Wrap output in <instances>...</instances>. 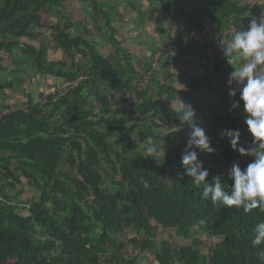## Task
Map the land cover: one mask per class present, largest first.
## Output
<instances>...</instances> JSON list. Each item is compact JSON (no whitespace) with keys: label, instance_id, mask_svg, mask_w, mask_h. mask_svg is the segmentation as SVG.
Wrapping results in <instances>:
<instances>
[{"label":"trees","instance_id":"1","mask_svg":"<svg viewBox=\"0 0 264 264\" xmlns=\"http://www.w3.org/2000/svg\"><path fill=\"white\" fill-rule=\"evenodd\" d=\"M69 2L88 4L91 13L105 21L108 41L116 43L119 32L100 0H0V52L17 51L32 62L37 74L61 79L59 84L86 77L77 86L48 96L44 103L29 96L14 107L2 105L0 99V110H10L0 117V264H135L136 257L124 254L128 245L136 254H152L158 264H264L259 254L264 245L252 244L253 228L264 221V213L258 209L245 213L242 208L202 200V186L183 173L186 141L175 140L187 127L176 111L181 100L193 106L201 127L213 123L217 141L206 135L215 151L198 153V159L209 171L207 180L220 175L227 191L233 181L229 171H221L235 161L243 169L251 159L234 151L227 139H221V132L238 129L242 133L245 116L230 111L233 98L227 102L224 96H219L218 107L223 112L207 113L188 100L187 90L167 82L174 77L183 80L171 71L161 79H151L163 59L168 67L190 66L182 58L194 50L195 35H202L204 25L211 24L212 33L200 47H213L218 56L214 68L204 70L213 85L229 86L225 75L232 67L218 41L241 28L247 30L252 18L259 19L264 5L253 7L237 0H159L161 11L176 7L188 18L185 35L169 40L170 48L161 51L153 68L155 53L145 65L140 61L143 56L135 58L130 52L119 59L121 44L116 43L114 55L107 57L81 23L70 21L48 27L53 50L70 64L61 58L48 60V47L38 41L36 33L46 27L41 16ZM77 56L86 61V71ZM25 82L22 76L0 80V94L20 91ZM211 91L210 87L205 95L211 96ZM124 102L129 107H122ZM240 107L244 110L242 102ZM161 130L166 133L162 135ZM114 136L119 144L113 142ZM149 138L167 143L164 156L148 157L140 151L138 144L148 143ZM110 165L116 167L113 172ZM23 184L37 191L38 197L27 204L13 203L9 191ZM160 231H173L175 238L190 244L157 245ZM194 235L217 239L208 257L199 253L200 240Z\"/></svg>","mask_w":264,"mask_h":264},{"label":"rangeland","instance_id":"2","mask_svg":"<svg viewBox=\"0 0 264 264\" xmlns=\"http://www.w3.org/2000/svg\"><path fill=\"white\" fill-rule=\"evenodd\" d=\"M105 5L103 6V11H106L110 14V18L112 20V27L113 29H116L119 33L116 35V43H119L120 47V53L116 54L117 57L120 59L121 55L125 52H130L132 56L135 58H139L138 55L143 56V58H140V61L143 65L145 63L151 62V55L152 53H157L161 51H164L168 48H170L171 44L169 43V40L172 39L173 35L170 34V36L166 35V31L168 28H174L176 29L174 35L176 36H184L185 30L187 29V26L184 25L183 28H181V22L179 18H174L173 20L168 21V18L171 16L168 14H165L166 16L163 17L161 20H159V17H161V14L164 12H161L160 6L159 8H155L153 4L160 3L159 0H100ZM241 3H248L250 6L257 7L259 5H264V0H237ZM164 3H171V0H164ZM160 5V4H159ZM176 11V7H169L168 11ZM114 11V14H113ZM138 11H157L153 15H149L147 17H143V19H140V15ZM264 14V11H262ZM261 12V13H262ZM164 16V15H163ZM42 23L46 26L44 29L37 30L38 35V41H41L44 45L48 47L47 54H48V60H56L61 58L64 62H66L68 65L70 64V60L67 57L60 56V53L53 50V42H52V36L50 33V30L48 29L49 26H53L56 24L63 25L64 23H67L68 21L78 25L81 23V28L86 29L89 34L92 36L96 43V48L102 53L103 55L110 57L114 55L115 53V46L116 43H111L108 41V32L106 31L105 27V21L101 19L100 16H97L93 13H91V8L88 4H81L78 2H69L63 4V8H55L53 11H44L42 14ZM208 25V24H206ZM213 30V26L210 27L204 26L203 27V33L202 35H195L197 39L196 44H203L207 41V38L209 37L208 31L206 30ZM81 30V29H80ZM71 31L73 33L76 31V27L72 28ZM174 31V30H172ZM107 32V33H106ZM225 39V38H224ZM227 39V38H226ZM225 39V40H226ZM122 40V41H121ZM32 43L34 46L37 47L36 42H29ZM117 48V46H116ZM136 55V56H135ZM0 57L2 61L0 62V80H6L9 78H17V76H22L26 78L25 84H23L22 90H6L4 95L0 94V99L2 100V105L10 104L11 106L18 107L20 104H22V101L26 100L31 96L35 101L37 102H44V97L42 96L45 91H43L46 87L50 89L53 86L56 88L59 87L61 84V79H56L53 76H42L41 74H37L34 70V66L32 62L26 60L24 56H20V54L17 53V51H3L0 52ZM77 63L82 67L84 71L87 69L86 61L76 57ZM183 66L188 71L192 72L193 70H196L198 72L201 68L196 67L193 68L191 65H180L175 64L174 66L168 67L166 65L165 60L163 59V62L159 64L157 69L152 72L151 79L154 78L156 80L161 79L162 77H165L166 73H169L171 71V75H177L180 76L182 72H184V69L181 68ZM234 69L231 68V71ZM227 71V70H226ZM231 71L228 70L230 73ZM184 75V73H183ZM190 75V74H188ZM173 77V76H172ZM177 78L178 80L174 78L171 79V81L168 79V83L174 85V87L180 91L187 90L189 93H191V90L193 95L191 94L190 99L194 100L197 105L209 112L214 113H221L223 110H220L219 107V98L215 96H207V97H201L200 93L204 90L202 89H195V87H192L193 81H189V76ZM178 81V82H176ZM14 86L16 83L13 81ZM218 85L221 86L222 83L218 82ZM51 91V90H50ZM11 99V100H10ZM189 99V100H190ZM122 107H129V103L124 102V105ZM99 108L95 107V111L97 112ZM124 111V110H123ZM240 112H244V110H240ZM117 113V111H115ZM121 114V113H120ZM133 118H130L129 121H133ZM209 123V122H208ZM206 124L204 126V130L206 133H209V135L212 137L214 141H217L216 139V132L212 126L209 124ZM246 126V125H245ZM244 126V127H245ZM191 129L187 126L184 128V132L175 137L176 141H187L189 135H190ZM160 133L164 135L166 131L161 130ZM252 136L250 135L247 126L242 130L241 137H240V143L244 145L245 147L249 146L252 143ZM113 142L115 144H119V140L117 136L113 137ZM133 142L137 144L135 138L133 139ZM148 143L146 144H138L140 147V151L145 153V148ZM155 145V152L153 153L152 157L155 156H164L167 151V143H154ZM247 159H251L250 157H246ZM243 158H241L242 160ZM238 162H233L226 168H224V171H221L222 173H226L230 170L231 166ZM109 171L113 172V169L116 167L114 165H110ZM113 174V173H112ZM118 179V178H117ZM109 180V179H108ZM107 180V183H108ZM21 189H23V192L21 193ZM9 195L11 196L13 203H26L25 201H29L31 199H36L38 197V192L33 191L28 187L26 184L22 186H18L17 189L9 191ZM27 204V203H26ZM194 239L200 240L199 242V253L204 255L205 257H208L209 250L215 247V244L217 243V239H205L204 237H200L198 235H194ZM129 237H127V240ZM126 241V240H124ZM163 242H167L168 244L172 246L176 245H187L190 244V241H185L180 238H175L173 231H160L159 238L157 239V245H162ZM132 251L131 246L128 245L125 250V256L130 258L136 257L135 264H158L154 256L152 254H142Z\"/></svg>","mask_w":264,"mask_h":264},{"label":"clouds","instance_id":"3","mask_svg":"<svg viewBox=\"0 0 264 264\" xmlns=\"http://www.w3.org/2000/svg\"><path fill=\"white\" fill-rule=\"evenodd\" d=\"M218 44L227 63L234 69L228 78L229 97L233 98L230 111L239 109L240 103H243L244 123L253 138L252 143L245 147L240 143L241 133L238 129H223L221 139H227L234 151H238L242 157H250L251 162L243 169L237 163L231 166L228 176L233 183L227 191L220 175L209 182V171L204 167V162L198 159V153L211 154L215 149L211 147L204 128L197 123L193 106L179 100L176 109L178 119L191 129L181 155L183 173L192 178V183L202 186V200L242 208L245 213L253 209L264 213V16L252 18L247 30L241 28L226 40L219 39ZM237 93L239 100L235 99ZM155 150L149 138L146 155L152 157ZM253 232V246L264 245V221L257 223ZM259 254L264 256V251Z\"/></svg>","mask_w":264,"mask_h":264},{"label":"crops","instance_id":"4","mask_svg":"<svg viewBox=\"0 0 264 264\" xmlns=\"http://www.w3.org/2000/svg\"><path fill=\"white\" fill-rule=\"evenodd\" d=\"M154 5V7L155 8H159V4H153ZM139 12V14H141L140 15V19H143V17H147V16H151V15H153L155 12H157V11H145V12H143L142 13V11H138ZM161 12H163V11H161ZM169 13V15H171L169 18H168V21H170V20H173L174 18H179V20H180V22H181V28H183L184 27V25H186V20H187V18H188V14H184V13H182L181 11H178V10H176V11H174V10H172V11H164L162 14H161V17H159V20H161L163 17H165L166 15L165 14H168ZM113 14H114V12H113ZM164 15V16H163ZM261 16H264V14H263V12L262 13H260L259 14V18L261 17ZM204 26H207V27H210L211 26V24H209V25H204ZM171 30V28H168L167 30ZM172 30H174V31H172ZM172 30H171V35H173V36H175L174 35V33L176 32L175 30L176 29H174V28H172ZM206 31H208L209 33H208V35H210L211 33H212V31H210V30H206ZM201 36V35H200ZM181 68H183L184 69V72H182L181 73V76L182 77H187V76H189V81H193V83L192 84H194L195 85V89L197 88V89H202V90H204L203 92H201L200 93V96L203 98V97H207V95H205L206 94V91H207V89H209L210 87L212 88V90L213 91H211L210 93H211V96H215V97H217V98H219V99H221L220 97L221 96H224V97H226L227 98V102L228 101H231V98L229 97V86H226V84L225 83H223V82H221L222 83V85L221 86H219L218 84H216V83H214V85L211 83V75H210V73H208L207 71H205L204 69H200L198 72H196V70H193L192 72H190V71H188L187 69H185L183 66H181ZM194 68H196V67H194ZM200 68V67H199ZM183 73H184V75H183ZM188 74H190V75H188ZM193 90H191V93L188 95V100L190 99L189 97H190V95L192 94L193 95V93L194 92H192ZM210 91V90H209ZM188 92V91H187ZM189 93V92H188ZM220 96V97H219ZM236 98V100H239V97H235ZM187 100V99H186ZM220 101V100H219ZM241 104V103H240ZM240 110L242 109L241 107L239 108ZM239 109H237V111L236 110H234V112L236 113V114H239L240 116H245L243 113H240V111H239ZM239 112V113H238ZM246 127V126H245Z\"/></svg>","mask_w":264,"mask_h":264},{"label":"built area","instance_id":"5","mask_svg":"<svg viewBox=\"0 0 264 264\" xmlns=\"http://www.w3.org/2000/svg\"><path fill=\"white\" fill-rule=\"evenodd\" d=\"M201 45L196 44L194 50L192 53H187L183 56V60L189 62L193 67H202L203 69L207 71H211L214 66L215 62L217 61V52L213 49V47H207V48H201ZM172 55H176L177 53L175 51H172ZM159 56H161L160 52H157L154 54L152 67L155 68L159 59ZM229 74L225 75V79L228 82ZM86 77L83 75L78 76L74 81L71 82H64L59 87L54 88L53 90H47L44 92V101H46V98L48 96L54 95L57 91L62 92L67 90L68 88H73L83 82ZM233 88H235V85H232ZM133 97V96H131ZM44 103V102H42ZM10 112L9 109L2 108L0 110V117L8 114Z\"/></svg>","mask_w":264,"mask_h":264}]
</instances>
